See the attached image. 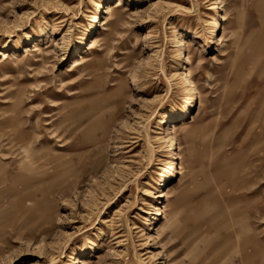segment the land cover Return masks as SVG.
Segmentation results:
<instances>
[{
    "label": "rangeland",
    "instance_id": "1",
    "mask_svg": "<svg viewBox=\"0 0 264 264\" xmlns=\"http://www.w3.org/2000/svg\"><path fill=\"white\" fill-rule=\"evenodd\" d=\"M214 2L0 0V264H264V0H221L211 43ZM182 34L196 107L159 134L188 105ZM100 111L94 145L70 125Z\"/></svg>",
    "mask_w": 264,
    "mask_h": 264
},
{
    "label": "bare ground",
    "instance_id": "2",
    "mask_svg": "<svg viewBox=\"0 0 264 264\" xmlns=\"http://www.w3.org/2000/svg\"><path fill=\"white\" fill-rule=\"evenodd\" d=\"M220 3H221V0H215L213 5L210 7L211 11H213L212 13H215L214 17L212 16L213 20L211 21V25H210V28H209V34L210 35L207 38V40L209 42H211V43H217L218 42L220 32L224 28L223 25H222L221 19H220L221 18L220 17V14H221L220 13V8H221ZM103 6H104V2L103 1L99 2L98 3V10L100 11L101 10L100 8L103 7ZM109 13L112 16L116 15V18H115L116 21L119 20L120 16H119L118 12L116 11V9L113 7V5H109ZM100 17H101L100 14H97L95 16V18H94L95 20L93 21V23L91 24V26L88 29L89 35L92 36V39L90 41V46H89L90 49H95L98 46V44H99L97 38H98V32H99L98 30H99V27H100V24H101L100 23V21H101ZM174 41L176 43L175 46L177 47V50L178 51H182L183 52V58H185V59H183V61H181V64L183 65L182 74H185V76H186L185 79L187 80L186 83H188V86H189L190 96H189V100L187 101V104H188L187 107H185L183 109V111H181L177 116H175L173 118L172 117L171 118L162 117L160 119L161 129H163V131L158 132L159 134L165 133L167 128H170V129L173 130V131H170L171 133H174V132L176 133V131H177V129L179 127L188 128L189 125H185V126L183 125L182 126V124H183L182 122L187 120L188 118H190L192 116V114H191L192 112H190L191 107L192 106L196 107L195 101H196L197 97H196V92H195V84H194V80H193V68L191 66V62L193 61L194 57H193L192 53L190 51H188V40H187L185 34L180 35ZM82 43H83V40H82ZM37 45L35 47H33V48L30 45H27L26 46V48H27L26 52H32V51H35L37 49H40V47H38ZM2 55H3V59H2L3 63H4V61H7V59L11 58L10 57V53L8 51H3ZM88 56L89 55H82L81 56V62L77 61L78 63H76L74 65L75 66L74 69L78 68L80 64H83V66H86L87 64L91 63L90 61L92 60V58H90ZM0 67H1V65H0ZM70 70H72V69H70ZM96 70H90L87 74L88 75H97V74H99V73L96 72ZM19 96H17L16 105L19 104V98H20ZM81 110L83 111V108H80V111ZM8 112L10 113V111H8L6 109V111H4L3 114L5 115ZM101 112H103V111L97 112V114H92L90 116H87L88 117V122L87 123H85L83 121V116H82L80 119H77L76 121H74L73 124L70 125V126H75L76 130H80L82 133H84L83 138L85 139L86 142L93 143L94 145H100V144H102V138L99 136L100 134L97 133V127L94 125L95 123L93 124L92 120L94 119V116L101 115ZM12 117L14 118V117H17V116H12ZM13 118H11V120H14ZM13 128H14V126L12 127V129ZM9 129H10V127H9ZM101 129H102L103 136H104L105 133H106L105 126H102ZM170 132H168L165 136L158 137V139H160V140L163 139L162 142L166 143L167 146H169V144L172 146L174 143H176V140H178V139H176L177 135L171 134ZM192 133H193V130L189 129L184 134V138H186L187 140L191 139L190 137H191ZM21 135L22 134L20 133V137H21ZM22 137H23V135H22ZM27 137H28V135H27ZM29 137H30V134H29ZM29 137L27 138L28 140H30V138H31V137L30 138ZM13 141L14 140H12V142ZM169 156H170L169 157L170 158L169 162L171 163V167L161 177H159L156 180V184L159 185L160 187H163L164 189H162L159 193L156 192L154 189L148 190L149 191V196L157 197V198H163V199H166L165 201L170 200V198L172 197V194L170 193V191L167 188H168L170 182L174 178H176L177 175L180 173V168H182V164H180V162H179L180 154L178 152L177 147H173V149L171 151V155H169ZM1 178L2 179L0 180V185L7 180V176L3 175ZM148 191H147V194H148ZM165 201L161 200L160 204H163ZM156 209H157V212L155 213L156 217H155V219H153V222H152L153 226L151 227V229H153V230L156 228V226L161 221L160 217L161 216H165L164 214L166 213V209L162 205L161 206L157 205ZM135 227H136V225H135ZM83 262H84L83 264H88V262L86 260H83Z\"/></svg>",
    "mask_w": 264,
    "mask_h": 264
}]
</instances>
